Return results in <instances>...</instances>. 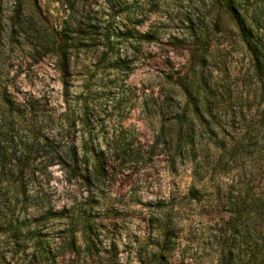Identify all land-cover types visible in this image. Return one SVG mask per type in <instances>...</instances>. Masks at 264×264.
<instances>
[{"label":"rangeland","instance_id":"1","mask_svg":"<svg viewBox=\"0 0 264 264\" xmlns=\"http://www.w3.org/2000/svg\"><path fill=\"white\" fill-rule=\"evenodd\" d=\"M236 11L249 22L255 13L263 21L264 0L237 4ZM46 24L68 39L92 34L96 40L86 42L90 47L80 51L83 55L70 60L64 108L76 144L91 130L95 144L106 148L117 142L118 151L105 155L107 175L93 183L97 226L85 231L89 246L45 264H142L136 253L143 252L152 231L148 212L153 208L172 209L179 234V256L172 261L180 260L183 251L179 264H216L215 246L205 232L226 215L221 195L246 185L264 193V87L223 3L0 0V87L8 86L7 96L14 102L42 89L50 96V107L63 101L50 48L32 31ZM123 34L128 38L115 46L100 38L110 35L117 43L115 37ZM254 39L264 49V21ZM117 50L132 62L123 72L114 65ZM177 74H193V94L203 101L192 117L190 143L178 123L185 96L174 85ZM81 95L86 96L77 100ZM82 101L92 110L87 125L78 110ZM158 133L162 137L157 141ZM65 180L63 171L51 168L50 194L57 209L70 196H86L83 187ZM41 236L53 248L59 234L48 225ZM32 243L22 245L27 259ZM6 248L0 244V252ZM57 252L64 254L66 246Z\"/></svg>","mask_w":264,"mask_h":264},{"label":"trees","instance_id":"2","mask_svg":"<svg viewBox=\"0 0 264 264\" xmlns=\"http://www.w3.org/2000/svg\"><path fill=\"white\" fill-rule=\"evenodd\" d=\"M218 1L223 3L226 12L235 20L249 50L253 71L264 87V49L254 39V32L258 31L264 20L257 13L250 22L237 15V4L246 6L249 0ZM261 9L262 6L258 5L256 10L260 12ZM16 25L20 26L18 22ZM32 31L37 37L45 39L50 48L55 69L60 76L63 101L58 107H50V96L42 89L20 102H14L7 96L8 86L4 84L0 87V244L7 247L0 252V264L18 259L23 264H45L50 260L54 263L59 256L75 254L81 245L88 247L91 241L85 235L97 226L93 215L96 203L92 202L96 199L97 189L93 183L103 180L107 175L105 155L118 151L117 142L106 148L95 144L90 138L91 130L87 131V138L79 144L70 138L72 124L64 108L69 96L70 60L83 55L80 51L90 47L86 42L96 41L92 34L85 38L68 39L47 24L45 29L38 27ZM100 38L107 46H115L124 43L128 37L125 34L117 35V43L114 39L110 40V35ZM127 55L119 50L115 52L114 65L119 71L123 72L122 68L132 63L126 62ZM174 85L185 96L177 110L181 114L178 123L185 129L186 142L190 143L192 117L200 113L203 101L199 94H193V74L189 77L177 74ZM83 96L77 97V100L81 101ZM78 110L83 114V124L87 125L86 117L92 110L85 101L80 102ZM161 137L162 133H158L156 140ZM120 151L123 152V149ZM260 151H264V144ZM53 167L63 171L66 183L83 187L86 196H67L65 204L57 209L49 185ZM220 201L226 215L222 217L221 223L214 224L205 232L206 238L212 241L211 248L215 246L216 264H264V193L253 191L246 185L235 194L228 190L221 195ZM148 215L152 231L143 243V252L137 250V262L182 263L183 251L180 260H171L175 255L179 256L176 253L179 234L172 209L163 212L153 208ZM48 225L59 234L53 248L41 238V232ZM28 240L33 242L29 259L22 246L25 244L27 247ZM60 245L66 246V252L62 255L57 252Z\"/></svg>","mask_w":264,"mask_h":264}]
</instances>
